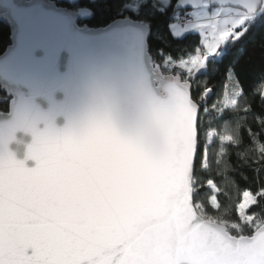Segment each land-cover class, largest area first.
Wrapping results in <instances>:
<instances>
[{"label":"snow or ice","instance_id":"1","mask_svg":"<svg viewBox=\"0 0 264 264\" xmlns=\"http://www.w3.org/2000/svg\"><path fill=\"white\" fill-rule=\"evenodd\" d=\"M110 6L98 0L88 5L94 12ZM227 6L231 11L225 14L216 10L221 7L217 0H169L167 8L160 0H120L119 14L133 26L150 25L149 36L156 32L161 45H172L185 33L202 38V46L188 59L168 56L156 65L167 99L148 93L141 118L125 132L117 130L103 95L84 117L60 130L50 116L30 115L27 105L14 109L12 119L0 125V264H117L121 258L138 264L142 258L134 255L136 226L163 228L171 223L152 167L164 149L165 126L172 121L181 124L192 152L190 174L197 162L201 112L208 110L206 102L214 92L210 85L217 78L232 81V90L218 98V105L226 121H244L239 126L242 142L254 154L245 167L257 177L264 175V93L249 96L238 61L226 63L227 50L217 52L224 43L238 40L253 18L264 20V0H228ZM162 9L164 17L180 15L176 23L166 21L157 29ZM153 75L149 73L150 81ZM202 77L207 80L202 82ZM260 79L264 80V69ZM257 108L262 114L259 124L252 116ZM38 123H44L42 131ZM17 131L33 137L26 153V159L36 162L31 169L8 151ZM223 141L237 143L228 135ZM206 154L207 145H201L202 161ZM185 185L188 206L194 207L190 175ZM236 218L229 222L233 231L225 230L219 238L223 250L250 261L264 257V181L255 190L243 191ZM157 219L159 224L154 223Z\"/></svg>","mask_w":264,"mask_h":264},{"label":"water","instance_id":"2","mask_svg":"<svg viewBox=\"0 0 264 264\" xmlns=\"http://www.w3.org/2000/svg\"><path fill=\"white\" fill-rule=\"evenodd\" d=\"M217 3L228 7V0ZM0 18L11 27L10 44L0 54V85L9 99L7 110H0V125L12 119L16 107L27 105L30 115H48L60 130L84 117L103 95L117 130L125 132L141 118L148 93L167 99L149 54L147 24L133 26L119 18L98 28L79 25L80 14L54 0H0ZM149 73H154L152 81ZM36 127L42 131L44 123ZM181 128L178 121L166 124L163 152L152 162L171 223L163 228L136 226L134 255L142 258L138 264H264V257L250 261L226 253L219 238L227 227L188 206L185 178L190 175L192 184L195 165L189 174L192 152ZM32 140L30 133L17 131L8 144V151L29 169L36 166L26 159ZM117 264L126 262L121 258Z\"/></svg>","mask_w":264,"mask_h":264},{"label":"trees","instance_id":"3","mask_svg":"<svg viewBox=\"0 0 264 264\" xmlns=\"http://www.w3.org/2000/svg\"><path fill=\"white\" fill-rule=\"evenodd\" d=\"M54 1L62 9L69 12L80 14L83 9L89 10L90 16L82 17L80 14L78 23L91 28L103 27L116 19L124 18L119 14L116 7L120 0H98V2H106L111 6L97 10V12L88 7L92 0ZM168 3L169 0H160L163 8H167ZM176 13H169L168 17H164L162 9L161 18L156 21L154 27L157 29L165 27V22L168 23V20ZM148 26L150 27V25ZM10 35L11 27L0 18V54L10 44ZM156 35V32H153L148 39L149 54L155 70L156 65L168 56L173 59L176 58L177 61L188 59L195 54L197 47L202 46V38L194 32L185 33L167 47L160 44ZM225 49L227 50L226 63L238 61L237 68L246 89L249 91V96L253 93L257 96L264 93V80L260 79L261 70L264 69V20L255 21L253 18L252 26L238 40L224 43L221 48L217 49V52L222 53ZM211 59L212 57H209V60ZM205 80L207 77L201 78L202 82ZM210 87L214 89V92L206 102L208 110L201 117L200 127L203 134V145H207V154L204 165L196 168L193 173L194 194L192 201L196 212L201 217L222 224L227 227L228 231H233L229 222L237 219V205L242 199L243 191L255 190L260 181H264V175L257 177L254 172H250L245 167V162L251 159L254 154L242 142L239 126L244 123L243 119L238 121L233 118L226 121L222 118L218 98L222 99L225 93L232 90V81L227 78H217L212 81ZM8 103L9 99L0 85V110L6 111ZM214 104L217 105L213 107ZM261 115L259 108L252 113V116L256 118V124H259ZM252 116L248 117V123H252ZM209 133L212 134L210 142ZM225 135L231 136L237 143L235 145L225 143L223 141ZM237 153H243V155L238 156ZM245 176L250 178L245 180ZM210 180L214 183H208ZM197 190L198 195L195 194ZM213 197H215L214 204L211 203ZM213 205L216 207L214 208Z\"/></svg>","mask_w":264,"mask_h":264},{"label":"rangeland","instance_id":"4","mask_svg":"<svg viewBox=\"0 0 264 264\" xmlns=\"http://www.w3.org/2000/svg\"><path fill=\"white\" fill-rule=\"evenodd\" d=\"M226 9H230V8L227 7ZM230 10H231V9H230ZM80 14H81L82 17H89V16H90V12H89V10H86V9L81 10V11H80ZM195 14H196L195 12L192 13V15H195ZM183 35H184V34H183ZM183 35H182V36H183ZM182 36H181V37H182ZM223 45H224V44H223ZM223 45H222V46H223ZM203 114H204V112L202 111V112H201V117H202ZM202 139H203V134H202L201 131H200L199 136H198V146H197V162H196V164H195V166H194V170H195L196 168L202 167V166L204 165V160L202 161V160L200 159V155H199V148H200L201 145H203ZM211 203L214 204V200H213L212 198H211ZM200 212H202V211H200Z\"/></svg>","mask_w":264,"mask_h":264},{"label":"built area","instance_id":"5","mask_svg":"<svg viewBox=\"0 0 264 264\" xmlns=\"http://www.w3.org/2000/svg\"><path fill=\"white\" fill-rule=\"evenodd\" d=\"M179 13L177 12L173 17L168 20V23H176L179 19Z\"/></svg>","mask_w":264,"mask_h":264},{"label":"crops","instance_id":"6","mask_svg":"<svg viewBox=\"0 0 264 264\" xmlns=\"http://www.w3.org/2000/svg\"><path fill=\"white\" fill-rule=\"evenodd\" d=\"M227 7H220L218 9H216L217 11H221V12H224L225 14H227L228 12H230L231 10L230 9H226ZM197 15V13L195 14Z\"/></svg>","mask_w":264,"mask_h":264}]
</instances>
